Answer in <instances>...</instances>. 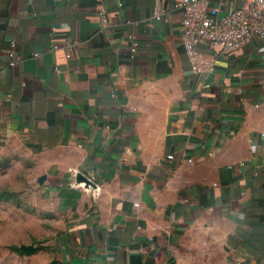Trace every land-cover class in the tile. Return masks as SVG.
<instances>
[{
	"label": "crops",
	"instance_id": "crops-1",
	"mask_svg": "<svg viewBox=\"0 0 264 264\" xmlns=\"http://www.w3.org/2000/svg\"><path fill=\"white\" fill-rule=\"evenodd\" d=\"M180 1L0 0V153L43 159L85 264H264V37L195 72Z\"/></svg>",
	"mask_w": 264,
	"mask_h": 264
},
{
	"label": "rangeland",
	"instance_id": "rangeland-1",
	"mask_svg": "<svg viewBox=\"0 0 264 264\" xmlns=\"http://www.w3.org/2000/svg\"><path fill=\"white\" fill-rule=\"evenodd\" d=\"M42 162L19 141L0 153V264H85L66 244L67 211L46 185ZM24 246L33 250L18 251Z\"/></svg>",
	"mask_w": 264,
	"mask_h": 264
},
{
	"label": "built area",
	"instance_id": "built-area-1",
	"mask_svg": "<svg viewBox=\"0 0 264 264\" xmlns=\"http://www.w3.org/2000/svg\"><path fill=\"white\" fill-rule=\"evenodd\" d=\"M181 11L180 25L182 41L187 59L192 70L201 72L200 59L202 52L199 45L207 44L211 48L218 47L225 55L229 51L247 43L255 37H264V0H245L239 8L222 12L217 6H211L210 0H181L177 4ZM161 9L154 6L156 18L161 16ZM101 24L107 20L100 16ZM9 52V65L15 64L21 56L15 50ZM137 50V42L132 41V54ZM207 71L212 70L210 63L204 62Z\"/></svg>",
	"mask_w": 264,
	"mask_h": 264
},
{
	"label": "trees",
	"instance_id": "trees-1",
	"mask_svg": "<svg viewBox=\"0 0 264 264\" xmlns=\"http://www.w3.org/2000/svg\"><path fill=\"white\" fill-rule=\"evenodd\" d=\"M32 250H33V248L24 246V247L20 248L18 251L25 252V253H30Z\"/></svg>",
	"mask_w": 264,
	"mask_h": 264
}]
</instances>
